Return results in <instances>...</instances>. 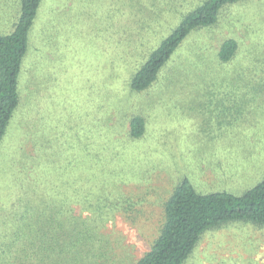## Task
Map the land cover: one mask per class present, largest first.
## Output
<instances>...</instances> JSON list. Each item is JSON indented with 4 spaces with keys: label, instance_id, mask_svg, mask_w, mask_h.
Listing matches in <instances>:
<instances>
[{
    "label": "rangeland",
    "instance_id": "obj_1",
    "mask_svg": "<svg viewBox=\"0 0 264 264\" xmlns=\"http://www.w3.org/2000/svg\"><path fill=\"white\" fill-rule=\"evenodd\" d=\"M199 2L42 0L23 80L27 100L36 92L35 108L25 102L10 127L0 184L16 172L22 150L37 155L23 133L37 124L39 150L71 160L84 193L95 184L106 197L107 217L94 224L99 238L82 249L91 264H136L159 236L166 202L183 178L201 192L238 195L264 178V0L226 6L213 26L184 39L148 90L130 87ZM18 3L0 0V34L12 28ZM228 38L238 52L223 63L218 52ZM30 111L34 121L26 125ZM134 115L146 120L137 139L129 133ZM90 190L86 202L98 193ZM0 201L10 206L1 191ZM185 264H264V226L232 221L208 229Z\"/></svg>",
    "mask_w": 264,
    "mask_h": 264
},
{
    "label": "trees",
    "instance_id": "obj_2",
    "mask_svg": "<svg viewBox=\"0 0 264 264\" xmlns=\"http://www.w3.org/2000/svg\"><path fill=\"white\" fill-rule=\"evenodd\" d=\"M243 1L201 0L134 73L131 89L148 90L190 33L213 26L226 6ZM41 3L42 0H19L11 30L0 34V150L25 102L31 108L35 106L32 102L36 103L35 90L30 91L28 100L24 96L23 80L25 57L32 50ZM36 48L40 55L43 46ZM237 52V40L228 38L222 42L218 57L221 62L230 63ZM28 116L26 125L34 121L32 111L25 115ZM129 127L130 136L140 138L145 134L146 120L134 115ZM37 128V124H32L23 131L31 137L32 151L36 149L37 155L28 156V150H22L21 160H16V172L5 186L0 184V191L10 199L7 208L0 201V264H91L88 257L84 259L82 249L87 248L90 237L99 235L94 224L107 217L101 211L106 197L95 184L87 185L88 195L84 193L80 179L71 176L75 167L71 160L57 159L51 153L45 155V150L50 152L47 147L39 150L43 143ZM91 188L98 193L86 202L93 195ZM75 204L82 205L81 214L75 213ZM232 221L264 226V178L240 195L229 191L201 192L187 177L183 178L166 202L159 236L136 264H185L206 230ZM68 246L76 251H68ZM68 252L70 256H62ZM5 253H20L23 257H5Z\"/></svg>",
    "mask_w": 264,
    "mask_h": 264
},
{
    "label": "crops",
    "instance_id": "obj_3",
    "mask_svg": "<svg viewBox=\"0 0 264 264\" xmlns=\"http://www.w3.org/2000/svg\"><path fill=\"white\" fill-rule=\"evenodd\" d=\"M11 30V29H10Z\"/></svg>",
    "mask_w": 264,
    "mask_h": 264
}]
</instances>
